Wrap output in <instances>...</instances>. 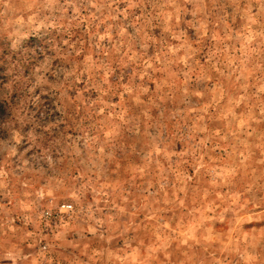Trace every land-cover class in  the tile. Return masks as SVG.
<instances>
[{
	"label": "clouds",
	"instance_id": "9594fccd",
	"mask_svg": "<svg viewBox=\"0 0 264 264\" xmlns=\"http://www.w3.org/2000/svg\"><path fill=\"white\" fill-rule=\"evenodd\" d=\"M257 120L264 0H0V264H264Z\"/></svg>",
	"mask_w": 264,
	"mask_h": 264
},
{
	"label": "rangeland",
	"instance_id": "374dc122",
	"mask_svg": "<svg viewBox=\"0 0 264 264\" xmlns=\"http://www.w3.org/2000/svg\"><path fill=\"white\" fill-rule=\"evenodd\" d=\"M157 33L159 32V29L155 30ZM239 47V45H237ZM240 96H243V92L240 91L237 88H231L227 90L226 95H223L221 97L220 103L222 105L228 106L231 99L233 98H239ZM43 99V97H42ZM254 101H246V102H241L238 104V106L233 109V111L236 113V115L242 116L244 114L249 113V109L251 108L252 113L255 114L258 112V109L253 107ZM249 124H251V127H247L246 125H243V121H241V126L246 128V131H241L239 134V141L237 143L240 145V147H243L244 143L247 144H253V143H258L259 142V136L261 133H264V122H261L259 120L257 121H249ZM216 132L219 134H223L221 132V129L217 127ZM248 132H251L252 135L249 136ZM179 145L177 146V150H179ZM220 151V150H218ZM188 175L191 176L193 175L191 169H189ZM115 180V173L112 174L111 177H109V181H114ZM261 198H264V178H259L257 180L256 185L253 186V191L245 193L240 199L241 200H259ZM0 203L2 204H7V199L0 197ZM259 210L257 209L256 212ZM144 216H140L137 220V223H139L141 220H144ZM51 222L54 224L56 222V216L53 214V217L51 219ZM15 223L18 225L20 223L19 220H16ZM224 224V221H218L215 223V228L219 229L221 226ZM175 225L172 222L168 223V227L171 229ZM240 231L244 234L245 237L248 236H255V237H260L264 235V216L254 214V212H248L246 213V218L238 219L235 223L227 225L224 227V231L227 233V236L224 238L225 241L230 240L233 235L235 234L236 231ZM47 234V233H46ZM186 239L192 240L196 239L197 237V231L194 226L188 225L185 229L182 230L181 233ZM90 235V234H89ZM68 240H78L79 237L77 236L76 233H69ZM89 247H92L91 245ZM94 252H99V249H96L93 247ZM146 255V253H144ZM139 259L140 257H134L132 260V264H139ZM99 264V262H97Z\"/></svg>",
	"mask_w": 264,
	"mask_h": 264
}]
</instances>
